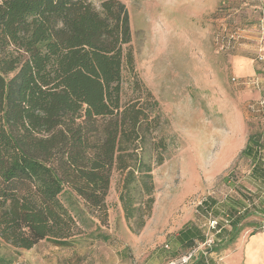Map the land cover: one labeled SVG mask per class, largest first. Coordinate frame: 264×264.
I'll return each instance as SVG.
<instances>
[{"label":"trees","instance_id":"16d2710c","mask_svg":"<svg viewBox=\"0 0 264 264\" xmlns=\"http://www.w3.org/2000/svg\"><path fill=\"white\" fill-rule=\"evenodd\" d=\"M130 41L128 14L118 0L98 8L87 0H0V240L5 245L30 250L41 241L59 247L77 243L78 221L61 200L65 191L97 220L91 237H98L107 222L113 171L120 175L117 197L129 230L144 227L154 203L152 168L163 163L166 144L158 134V103L133 74ZM124 66L140 97L122 103ZM242 158L250 160V177L264 189V154L255 136L248 138ZM248 200L202 202L201 209L223 214L221 221L212 220L211 247L233 243L245 218L264 215V196L258 203ZM177 237L188 246L206 239L192 225ZM202 253L195 264H206Z\"/></svg>","mask_w":264,"mask_h":264},{"label":"rangeland","instance_id":"374dc122","mask_svg":"<svg viewBox=\"0 0 264 264\" xmlns=\"http://www.w3.org/2000/svg\"><path fill=\"white\" fill-rule=\"evenodd\" d=\"M87 1L98 8L105 0ZM118 1L129 18L133 74L158 103V134L166 144L163 163L152 168L151 215L139 232L129 230L117 197L120 175L113 171L105 199L107 222L98 237H91L97 220L65 191L61 200L78 221L77 243L59 247L41 241L30 250H14L0 240V259L8 264H177L193 252L208 251L198 241L180 243L183 227L192 225L209 237L214 234L210 222L223 219L220 211L201 209L202 202L247 198L249 205L264 196L250 177V160L239 159L250 136L264 154V110L249 109L264 97V62L256 61L250 47L260 83L257 88L236 85L233 57L245 50L222 48L225 40L217 37L245 25L252 29L251 18L241 21L246 18L241 0ZM133 74L124 66L122 103L140 97L132 88ZM143 157L153 164L150 152ZM260 227L264 230V215L248 216L229 247L263 231Z\"/></svg>","mask_w":264,"mask_h":264},{"label":"crops","instance_id":"0c3cea01","mask_svg":"<svg viewBox=\"0 0 264 264\" xmlns=\"http://www.w3.org/2000/svg\"><path fill=\"white\" fill-rule=\"evenodd\" d=\"M263 1V0H260ZM259 0H241L242 6H239L240 10L244 11L246 18H241L243 23H247L252 19L251 9L258 7L261 3ZM244 2V5H243ZM247 11V12H246ZM246 26V27H245ZM242 28H238L243 30L241 33L242 39L240 43L235 46L233 49L237 51L245 50V53L235 55L233 57L234 62L232 64L235 65L237 75H239V79L251 80L254 81L255 78V69L253 67V58L252 54H250V49L255 53V32L253 29H250L247 25ZM251 47V48H250ZM249 49V51H248ZM247 51V52H246ZM247 54V55H246ZM257 84L259 85V80L256 79ZM257 88V87H255ZM232 244V243H231ZM231 244L223 247H218L217 245L212 246L208 251L207 255L203 256L206 264H264V231H253L248 238L244 240L240 239L234 246L229 247ZM199 253L197 252L194 259L186 262L188 264H195L194 261L199 257ZM204 254V253H202ZM197 257V258H196ZM181 263V264H186Z\"/></svg>","mask_w":264,"mask_h":264},{"label":"built area","instance_id":"2783aa9c","mask_svg":"<svg viewBox=\"0 0 264 264\" xmlns=\"http://www.w3.org/2000/svg\"><path fill=\"white\" fill-rule=\"evenodd\" d=\"M260 1V0H259ZM261 3L256 8L251 9V15L253 18L252 29L255 32V58L256 61L263 63L264 62V0L260 1ZM225 31V30H224ZM231 32L225 31L221 32L222 35L218 34L217 37L221 38L222 41L225 40L226 45H222V48L225 49H233L240 43L242 39L241 33L243 30L235 28L234 30H230ZM238 86H244L246 88L258 87L256 80H244V79H233L232 80ZM249 109L251 111H262L264 110V97H259L255 103L249 105ZM211 229H215L216 222H210ZM261 228V227H260ZM262 229V228H261ZM263 230V229H262ZM264 231V230H263ZM212 245V236L206 237L205 241L201 243L203 248H210ZM194 252L189 254L187 257L181 260L182 263H186L190 260L192 256H195Z\"/></svg>","mask_w":264,"mask_h":264},{"label":"water","instance_id":"95a60500","mask_svg":"<svg viewBox=\"0 0 264 264\" xmlns=\"http://www.w3.org/2000/svg\"><path fill=\"white\" fill-rule=\"evenodd\" d=\"M182 262H178L177 264H181Z\"/></svg>","mask_w":264,"mask_h":264}]
</instances>
